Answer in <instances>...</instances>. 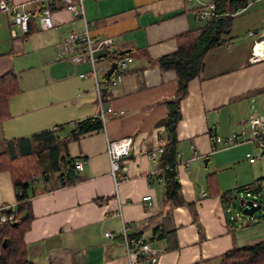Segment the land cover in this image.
Instances as JSON below:
<instances>
[{"label":"crops","instance_id":"1","mask_svg":"<svg viewBox=\"0 0 264 264\" xmlns=\"http://www.w3.org/2000/svg\"><path fill=\"white\" fill-rule=\"evenodd\" d=\"M14 1H33L29 4L32 17L26 32L17 28L7 45L0 46V75L13 70L20 88L8 99L9 118L0 121V151L4 139L28 138L55 126L61 127L53 130L61 141L74 131L77 121L97 116L99 109L94 81L79 77L90 70L89 64H73L57 56L62 38L70 31H82L83 20L73 16L64 0H52L55 26L42 31L35 21L39 4ZM211 1L82 0L90 34L111 37L109 51L127 50L132 60L116 86L105 84L103 77L102 107L109 106L117 114L109 116L101 130L66 142L67 154L83 161V169L75 170L78 181L60 186L59 173L50 171L48 158L43 157L47 173L33 185L32 220L24 234L32 264H128L127 249L116 240L123 225L127 235L141 232L140 239L146 242L153 226L162 223L167 229L174 228L175 248L167 250L165 239L148 242L159 253L157 264H209L213 256L232 247L264 238V232L252 228L244 234L243 224L251 226L253 221L240 223L230 207L224 206L226 202L219 195L210 196L199 175L193 178L189 170L190 163L196 165L205 158L209 162L213 157L215 165L222 164V150L211 151V133L225 138L250 115L264 117V57L248 61L253 41L264 39V0H253L237 13L233 38L206 54L201 76L189 82L187 96L180 102L178 179L183 199L194 203L196 221L186 206L167 212L157 177V149L161 139L165 143V101L174 96L177 84L173 70H161L152 61L176 49L177 35L205 24L206 19H199L195 11ZM5 20L9 24L7 17ZM255 51L263 53L261 43L257 42ZM123 137H131L132 149L120 163L118 174L126 179L115 187L106 144ZM250 144L235 146L243 152L224 159V164L242 158L244 150L252 151ZM191 146L196 158L191 157ZM254 163L244 159L229 169L237 172L236 166L242 165L244 171ZM236 175L237 186L255 179L244 172ZM146 195L150 198L142 200ZM3 205L15 206V190L7 171H0ZM106 232L114 238L108 240Z\"/></svg>","mask_w":264,"mask_h":264},{"label":"trees","instance_id":"2","mask_svg":"<svg viewBox=\"0 0 264 264\" xmlns=\"http://www.w3.org/2000/svg\"><path fill=\"white\" fill-rule=\"evenodd\" d=\"M212 2L215 6L214 16L208 17L205 24L199 29L188 30L177 35L176 49L152 61L161 70H173L177 84L174 96L165 101L167 106L165 143L163 151L157 159L159 164L157 177L161 178L164 202L168 206L167 212L174 207L186 206L192 212L194 221L197 219L194 203L183 199L177 171L179 161L176 130L181 119L180 102L187 96L189 82L201 76L206 54L211 49L221 46L233 38L232 29L237 13L245 10L253 0H212ZM117 56H119V51H109V58ZM19 91L18 76L13 70L9 69L0 75L1 122L10 116L8 99ZM102 127L103 124L97 115L77 121L74 124V131L61 141L54 134L53 129L36 133L28 138L3 140V148L0 151V171H7L10 174L15 190L16 216L11 221L0 223V264H32L27 258L24 234L29 229L32 220L30 200L36 195L33 185L38 181L39 176L44 177L47 173V169L42 165L43 157L47 156L48 158L49 170L59 173L60 186L73 185L78 181L75 172L76 160L67 154L66 142L76 139L80 134L99 131ZM252 144L256 147L254 143ZM261 155H263L262 151ZM257 158L258 156L256 160ZM208 177L209 175L206 176V180ZM262 180H264V176L237 186L233 190L222 191L218 188H211L210 191L208 188V193L210 196L219 195L226 202L224 206L229 207L238 191H243L245 195L249 193L250 197L262 192ZM208 185H211L209 180H207ZM258 204L261 203L258 202ZM9 208L0 213L8 214L11 211ZM253 219L254 217L251 216L248 221L251 222ZM199 230L201 231L200 228ZM174 232V228L167 229L161 223L151 228L147 241L165 239L167 241L166 249L171 250L176 247ZM140 237L141 232L127 235L130 246L133 247V242ZM116 238L118 242L123 243L122 236ZM219 264H264V238L224 251L219 256Z\"/></svg>","mask_w":264,"mask_h":264},{"label":"built area","instance_id":"3","mask_svg":"<svg viewBox=\"0 0 264 264\" xmlns=\"http://www.w3.org/2000/svg\"><path fill=\"white\" fill-rule=\"evenodd\" d=\"M66 8L73 14L74 17L81 18L83 20L84 28L82 31H70L60 41L57 46V56L61 59H66L73 64L88 63L90 70L88 72L80 73L79 77H90L94 81L95 92L97 95V101L99 104L98 117L104 125L109 116L116 115L115 111L111 107H102V82L105 78L106 71L111 67L112 63L116 64L109 79H105L108 86L114 87L122 81L123 75L127 70L132 57L129 55H119L115 58H109V48L113 44L111 37L95 38L89 32V23L85 21L84 10L82 0H64ZM33 1L28 2H15L14 0H0V14H5L8 18L10 35L15 36L16 30L14 27L26 32L29 21L32 17L31 10L27 8ZM39 4L37 10L38 29L45 31L52 29L55 25L51 15L52 0H35ZM214 3L208 2L201 5L196 9L195 15L199 19H207L208 17L215 15ZM249 35H252L249 32ZM257 42L262 44L263 53L257 54L255 51V45ZM251 55L248 61L253 63L259 61L264 57V39L254 40L251 46ZM104 82V83H105ZM103 128V127H102ZM53 130H59L58 126L53 127ZM212 145L211 151L225 150L244 143H254L256 147L262 151L264 147V119L260 113L250 115L246 122H239L237 127H233L230 134L225 137H219L211 133ZM163 139L159 141V147L157 153L160 155L163 151ZM132 149L131 137H123L114 140H107L106 151L109 159L110 174L113 177L115 187L116 185L126 179L125 175L120 176L119 169L121 160L128 155ZM157 156V154H153ZM179 157V154H178ZM191 157L196 158L197 153L193 146H191ZM257 156H253L252 153L247 152L245 158L249 163H253ZM75 169H83V161H75ZM36 180V179H34ZM263 191L250 197L249 193H246L244 200H251L253 205H257L258 198L264 199V180L261 181ZM250 197V198H248ZM150 195L142 197V200H148ZM8 206H0V212L4 211ZM11 210L8 214L0 213V223L11 221L16 216L15 206L9 208ZM121 236L123 243L127 249L128 264H157L158 263V251L153 249L148 242L141 239H137L133 242V247L130 246V241L127 238L126 227L122 226ZM105 237L108 240L114 238V234L106 232Z\"/></svg>","mask_w":264,"mask_h":264},{"label":"rangeland","instance_id":"4","mask_svg":"<svg viewBox=\"0 0 264 264\" xmlns=\"http://www.w3.org/2000/svg\"><path fill=\"white\" fill-rule=\"evenodd\" d=\"M30 7H31L30 5L27 6L28 9H32ZM6 17L7 16L5 14H0V21H3V23L1 24V28H0V46H6L7 41L11 40L10 28L8 26L9 24L6 23L7 21L5 20ZM35 21H36V25L38 26V19H36ZM14 28H15V30L17 29L16 27H14ZM250 146H251L250 148L252 149V151H250V152L254 155H257L258 158H257L256 162L254 164H252L250 166V168H248V170L242 171V168H241L242 165L236 166L237 172H233L229 169V165L232 166L237 161H244V159H246V158H243V157H245L244 156L245 150H244L242 158L237 159V161H232V163H230L229 165L224 164V162H225L224 159H226L230 156H234V155L238 157L240 152H243L240 147H236V148L234 147V148H229L227 150H222L219 153V161L222 163L221 165H215L213 157H211L210 161L207 163L206 166H204V161L202 159L199 160L198 164H196V165L194 163H190V169L189 170H190L193 178L195 176L199 175V178L202 182V186L206 190H207V188H209V190L211 191V188H218L219 189V187L223 188L224 190L229 189V188L231 190H233L237 186L236 176H238V175H236V174L237 173L239 174V172H244L246 174V177H249L251 179H252V174L254 175L255 178L260 177V176H264V156L261 155V151L258 148H256L254 145L250 144ZM207 175H209L207 180H209V182L211 184L210 186L209 185L207 186V182H206V176ZM246 177L244 179H246ZM158 179H159V182H161V178L158 177ZM224 186L228 187V188H224ZM243 198H246L245 193L243 191H238L236 193V198L233 199V202L229 205L230 213L233 216H235V215L238 216L240 223H241V220L247 221L249 218L247 216L242 215L240 212L241 205L239 202H240V199H243ZM257 201L260 202L262 205H264V199L258 198ZM253 217H254L253 225L256 222H258L257 226L255 227L253 225L250 226L248 224H243L242 229H244V232H243L244 234H248L249 229H251V228L257 232H264V210L260 209V210L256 211L254 213V215L252 216V218ZM237 234L238 233H234L235 236ZM209 264H219V257L213 256L209 260Z\"/></svg>","mask_w":264,"mask_h":264},{"label":"water","instance_id":"5","mask_svg":"<svg viewBox=\"0 0 264 264\" xmlns=\"http://www.w3.org/2000/svg\"><path fill=\"white\" fill-rule=\"evenodd\" d=\"M127 53V50L126 51H122L120 52L119 54L120 55H123V54H126ZM116 67V64L115 63H112L111 64V67L106 71L105 73V79H109V77L111 76L113 70L115 69ZM262 154L264 155V147L262 149ZM204 161V166L207 165V162H208V158H205L203 159ZM236 198V197H234ZM240 205H241V209H240V212L242 215L244 216H248V217H251L253 216V214L258 211V210H264V205H261V204H257V205H253L252 201L251 200H243V199H240Z\"/></svg>","mask_w":264,"mask_h":264}]
</instances>
